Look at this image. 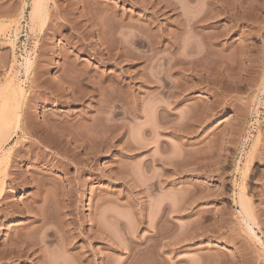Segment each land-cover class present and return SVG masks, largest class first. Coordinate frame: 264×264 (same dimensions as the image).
<instances>
[{
    "label": "rangeland",
    "instance_id": "1",
    "mask_svg": "<svg viewBox=\"0 0 264 264\" xmlns=\"http://www.w3.org/2000/svg\"><path fill=\"white\" fill-rule=\"evenodd\" d=\"M36 1L0 0V123L3 105L15 102L13 95L21 93L28 106L23 124L27 122L26 128L25 125L35 126V137L40 130L51 131V124L58 121L60 126L78 124L79 131L84 128L86 133L91 132L90 138L99 134L95 130L98 129L102 135H112V139L105 145L101 143L104 139L97 136L101 142L95 137L98 141L95 144L86 134L84 139L80 137L85 141L74 142L70 136L79 137L77 132L74 135L78 129L70 124L73 133L69 127H62L67 132L60 129L70 136L58 133L59 125V131L56 129L53 135H47L48 130L46 134L41 131L43 142L49 136L52 143L47 141L48 155L41 148L36 149L38 143L33 129L32 136L27 137L30 140L18 133L20 137H14L4 147L0 155L1 169L8 184L6 195L0 199V235H3L0 236V252L3 251L0 264H40V260L63 264L64 258L78 254L87 256L91 264H264V41L258 34L259 28H264V10L258 17V12L254 16L252 12L248 14L246 23L240 22L243 30L240 27V32L233 34L227 30L230 19L219 10L225 18L220 14L212 21L201 22L195 26L198 31L195 27H186V13L191 17L205 15L204 0H171L173 9L167 12L168 9H161L159 5L152 7L153 10L150 7V13L140 9L139 1L148 7L145 0H135L139 3L136 5L121 0H95L98 4L86 0L93 3L89 2L85 11L78 6L82 0H44L45 22L32 11L39 3L34 5ZM224 2L223 5L230 6ZM111 8L117 13L107 19L102 13ZM86 9L89 15L96 13L95 29L82 17ZM156 10L162 12V18ZM100 11L102 17L97 14ZM152 11L159 14V21L146 31L145 20L151 19ZM68 22L76 28L72 29L73 25H67ZM100 25L105 32L113 26L110 29L114 30L115 39L102 30L106 35L101 37L98 33L97 38L92 35L102 28ZM214 32L218 40L211 43L209 40L216 39L211 37ZM143 33L149 38L151 33L155 34L159 44L156 41L158 45L153 48L154 41L150 43V40L154 37L145 40ZM136 34L144 35L140 37L142 40ZM134 37L139 38L137 45L132 42ZM112 40L115 46L122 43L119 48L125 47L122 52L118 49L122 54L116 53ZM105 47L108 51L112 49L110 55ZM163 74L167 88L161 84ZM58 76L68 82L63 83L65 80L61 79L62 84H58ZM75 76L81 78V84L75 83L78 82ZM68 83L78 84L77 88ZM117 86L124 89L119 90ZM58 89L64 93L57 94ZM80 90L90 95L75 96L82 93ZM117 98L121 101H115ZM44 119L51 126L41 125ZM13 120L16 119H10L9 128L15 126ZM57 134H61L60 138ZM61 138L66 146L61 145ZM88 139L97 146L103 144L100 148L95 146L99 152L92 146L86 150L90 144L85 143ZM82 142L85 146L82 144L80 149ZM53 143L55 147L59 143L61 146H58L68 148L67 152L60 147L56 150ZM57 151L61 158L57 154L55 157ZM67 157L75 163H69ZM57 159L68 161L69 167L55 165ZM76 159L84 163L80 165ZM34 183H39L40 186L36 185L39 189ZM12 190L18 193L13 194ZM241 197L250 206L245 204L248 215L240 206ZM182 200L185 206L181 208ZM46 201L50 202L51 209L58 211L57 219L60 215V219L62 216L68 219L67 223L72 221L73 224L69 223L74 231L72 244L76 247L72 252L61 249L58 232L59 236L56 239L52 236L50 243L41 242V236L38 242L41 230L58 229L54 216L50 218L54 224L47 223L45 228L40 225L38 215L43 209L54 213L50 208L47 210ZM78 229L85 234L78 237ZM26 237L30 238L27 243ZM25 244L31 245L35 255L29 252L26 258L21 254L18 258L6 253L8 247L25 252L29 250Z\"/></svg>",
    "mask_w": 264,
    "mask_h": 264
},
{
    "label": "bare ground",
    "instance_id": "2",
    "mask_svg": "<svg viewBox=\"0 0 264 264\" xmlns=\"http://www.w3.org/2000/svg\"><path fill=\"white\" fill-rule=\"evenodd\" d=\"M80 1H81V0H80ZM170 1H171V0H169V1H167V0H166V1H164V0H145V2H147V4H148V7H145L146 5L143 6L144 1H143V3H141L142 1H141V2L139 1V3L142 4V5H140L139 3L135 2V0H121V2H123V3L127 2V3H130V4H134V5H136V3H137V4H139L140 9L142 10V12H143V11H148V10H149V13H150V7H151V8H152V7L154 8V6L156 7V6H159V5H161V6H160L161 9H164V10H167V9H168V10H167V12H168L169 10L173 9V7H174V6L172 5L173 3L171 2V3H172V4H171ZM172 1H173V0H172ZM202 1H203V0H202ZM38 2H39V3H38ZM89 2H90V4H91L92 1H86V0L83 1V0H82V1L79 3L78 6H80L81 9H84L83 11H85V8L88 9L87 5H89ZM93 2H94V3H93ZM93 2H92L93 4H98V3L95 2V0H93ZM186 2H187V1H186ZM189 2H191V1L189 0ZM189 2H187V3H189ZM223 2H224V0H204V1H203V4L205 3L204 6H206L205 8H207V9H206V12H205V15H203V13H202V14H201V17H199V16H198V15H199V14H198L199 12L197 13L198 15H194V14H196V13H193V12H192L191 14L194 15V17H191V15H186V14H187V13H186V14H185V17L187 16V18L185 19V21L183 20L184 22H186V27H192V28H193V27L197 26V25H198L199 23H201V22L204 23L205 21H208V20H211V21H212V19L214 20V19L218 18L217 16H220V14H221V13L219 14V11H220V12H223V13H224V16H225V17L228 16V18L230 19L229 27H228V29L226 28V29L228 30V32H230V33L232 32L233 34H236L238 31L240 32V27H241V26H240V25H241L240 22H244L245 19L247 20L246 17L249 16L248 14H250V13L252 12V13H253V16H254V14L258 12V13H257V17H258V15L261 14L260 12H262V11L264 10V0H229V1L226 0L224 3L227 4V2H229V5H230L229 7H230V8H229L228 6L226 7L225 5H223ZM34 3H35L34 5H36L37 3H38L39 5L37 4L36 6H34L32 11L34 12L35 16L39 15V16H40V20L42 21L43 18H44V16H45L46 13H47V5H46V3H45L44 0H37V1L34 2ZM144 4H146V3H144ZM174 4H175V3H174ZM74 6H75V5H74ZM172 6H173V7H172ZM61 7H62V6H61ZM63 7H64V6H63ZM63 7H62V8H63ZM75 7H76V6H75ZM90 7H91V6H90ZM95 7H96V6H95ZM62 8H61V9H62ZM91 8H92V7H91ZM91 8H89V9H91ZM93 8H94V7H93ZM93 8H92V9H93ZM153 8H152V10H153ZM156 8H157V7H156ZM65 9H66V8H65ZM87 9H86L87 12H86V13L84 12L85 14L83 13V16H82V14H81V16L84 17V18L86 17V21H85V22H87V23H89V25L93 26V25L96 23V21H97V19L95 20V18H96L95 15H94L95 11H93L94 13H91V14L89 15L90 12H89V10H87ZM161 9H160V10H161ZM174 9H175V8H174ZM58 10H60V7H59ZM94 10H95V8H94ZM96 10H97V9H96ZM154 10H155V9H154ZM158 10H159V8H158ZM164 10H163V13L166 12V11H164ZM176 10H177V9H176ZM176 10H175V11H176ZM198 10H199V9H198ZM218 10H219V11H218ZM61 11H62V10H61ZM63 11H65V10H63ZM90 11H91V10H90ZM98 11H99V10H98ZM156 11H157V10H156ZM156 11H154V12L152 11V13L149 14V16H150V18H151L150 20L148 19L149 21H147V20L144 19V20L147 22V23H146V26L148 25L147 28H145V26H144V28L146 29V31H147L148 27H149V29L152 28V27L154 26V24H155L156 22L159 21V17H160L159 14L161 15L162 12H161V11H159V12L157 11V12L159 13V14H157ZM172 11H174V10H172ZM175 11H174V12H175ZM33 12H32L31 14H33ZM58 12H59V11H58ZM91 12H92V11H91ZM101 12H102V11H100L99 13L97 12L98 16L101 14ZM103 12H104V13H102V14H103V15L106 14V15H104V16H105L107 19H108V18L110 19V18H113V17L115 16V13H117V10H115V8H111V9H109V10H105V11H103ZM196 12H197V11H196ZM144 13H145V12H144ZM146 13H147V12H146ZM172 13H173V12H171V14H172ZM188 13H190V11H188ZM259 13H260V14H259ZM31 14H30V15H31ZM34 14L31 15V17L34 16ZM62 14H63V13H62ZM95 14H96V13H95ZM147 14H148V13H147ZM225 14H227V15H225ZM78 15H79V13H78ZM164 15H165V14H163V17H164ZM250 15H251V14H250ZM35 16H34V17H35ZM81 16H79V18H82ZM104 16H103V18H105ZM107 16H108V17H107ZM143 16H146V18L149 17V16L146 15V14L143 15ZM147 16H148V17H147ZM165 16H166V15H165ZM172 16H173V15H172ZM189 16H190V17H189ZM221 16H223V15L221 14ZM224 16H223V18H225ZM100 17H102V16L100 15ZM167 17H168V16H167ZM188 17H189V18H188ZM250 17H251V16H250ZM250 17H249V18H250ZM32 18H33V17H32ZM161 18H162V15H161ZM164 18H166V17H164ZM228 18H227V19H228ZM252 18H253V17H252ZM36 19H37V18H36ZM255 19H256V18H255ZM34 20H35V18H34ZM34 20L32 19L33 22H35ZM37 20H39V17H38ZM37 20H36V21H37ZM70 20H71V19H70ZM70 20H69V21H70ZM103 20H104V19H103ZM161 20H162V19H161ZM261 20H262V19H261ZM43 21H44V20H43ZM43 21H42V22H43ZM74 21H75V20H74ZM251 21H253V20H251ZM251 21H250V22H251ZM263 21H264V20H263ZM44 22H45V21H44ZM62 22H64V21H62ZM208 22H209V21H208ZM260 22H262V21H260ZM74 23H76V22H74ZM205 23H206V22H205ZM244 23H246V21H245ZM60 24H61V23H60ZM62 24H63V23H62ZM96 24H97V23H96ZM157 24H158V23H157ZM159 24H160V23H159ZM182 24H183V23H182ZM184 24H185V23H184ZM248 24H249V23H248ZM248 24H247V25H248ZM252 24H253V22H252ZM67 25L70 26V25H73V24H70V23L68 22ZM77 25H78V24H77ZM110 25H111V24H110ZM187 25H188V26H187ZM204 25H205V24H204ZM208 25H209V24H208ZM208 25H207V27H209ZM258 25H259V24H258ZM263 25H264V22H263ZM73 26H74V27H73ZM73 26H72L71 28H72V29H73V28L75 29V28H76L75 25H73ZM95 26L98 27L97 25H95ZM198 26H200V25H198ZM260 26H262V25H260ZM77 27H78V26H77ZM93 27H94V26H93ZM99 27H102V26L100 25ZM108 27H109V26H107L106 30L108 29ZM202 27H203V24H202ZM243 27H244V26H243ZM243 27H241V31L243 30ZM56 28H57V27H56ZM58 28H59V27H58ZM110 28L114 29L113 26H110ZM110 28H109V30H108V32H109L110 34H109L107 31L105 32V30H103L104 28L102 27L101 29H99V28L96 29L95 33L93 32L94 34H92V35H95L96 38H97L98 36L100 37V35H101V37H102V35H103L104 32H105V33H107L108 35H111V36L114 37V34H113V33H114V32H113L114 30H112V29H110ZM138 28H140V27H138ZM144 28H143V31H144ZM157 28H159V27H157ZM184 28H185V27H184ZM196 28H197V27H195V29H194V28H193V29H194V30H197ZM205 28H206V27H205ZM210 28H211V27H210ZM248 28H249V27H248ZM252 28H253V27H252ZM258 28H259V27H258ZM258 28L256 29L257 31H258ZM260 28H261V29H260ZM260 28H259V31H260V32L258 31V34L260 33L259 35H260L261 41H262V40L264 41V28H263V27H260ZM262 28H263V29H262ZM94 29H95V27H94ZM149 29H148V30H149ZM155 29H156V28H155ZM161 29H162V28H161ZM193 29H191V30H193ZM216 29H217V28H216ZM226 29L224 28L225 31H227ZM59 30H60V29H59ZM101 30L104 31V32H102ZM212 30H213V29H212ZM230 30H231V31H230ZM53 31H54V30H53ZM74 31H75V30H73V32H74ZM77 31H78V30H77ZM77 31H75V32H77ZM141 31H142V30H141ZM158 31H159V30H158ZM161 31H163V30H161ZM197 31H198V30H197ZM214 31H215V30H214ZM60 32H61V31H60ZM100 32H101V33H100ZM144 32H145V31H144ZM153 32H154V31H153ZM183 32H184V31H183ZM189 32L191 33V31H189ZM192 32H193V31H192ZM195 32H196V31H195ZM195 32H194V33H195ZM219 32H220V31H219ZM247 32H248V31H247ZM78 33H79V32H78ZM78 33H76V34H78ZM81 33H82V32H81ZM87 33H88V32H87ZM98 33H99L100 35H99ZM111 33H112V34H111ZM148 33H149V32H148ZM156 33H157V32H156ZM158 33H159V32H158ZM158 33H157V34H158ZM214 33H215V35H214L213 33H211V35H212V34L214 35V36L212 35L211 37L216 38V39H211V38H210L211 40H209V39H208V38H209V35L206 37L210 42L212 41L211 43H213V41L216 42V40H218V38H217V37H218V34H216V32H214ZM222 33H223V31H222L219 35H221ZM248 33H249V32H248ZM85 34H86V33H85ZM140 34H141V33H140ZM143 34H144V33H143ZM146 34H147V32H146ZM151 34H152V37H154L155 34H153V33H151ZM159 34H161V32H160ZM86 35H87V34H86ZM104 35H106V34H104ZM134 35H135V34H134ZM136 35H137V34H136ZM144 35H145V34H144ZM144 35H141L140 37H143ZM149 35H150V34H149ZM164 35H165V34H164ZM216 35H217V37H215ZM223 35H224V34H223ZM76 36H77V35H76ZM79 36H80V35H79ZM83 36H84V35H83ZM137 36L139 37V35H137ZM147 36H148V34H147ZM158 36H159V35H158ZM161 36H163V35H161ZM77 37H78V36H77ZM80 37H82V36H80ZM85 37H86V36H85ZM140 37H139V38H140ZM150 37H151V35H150ZM152 37H151V38H152ZM139 38H138V39H139ZM148 38H149V37H146V35H145V38H144V39L147 40ZM151 38H149L148 40H150ZM159 38H160V37H159ZM159 38H158V39H159ZM112 39H113V38H112ZM114 39H115V37H114ZM135 39H136V37H134V38L132 39V42H133V40H134V43H136V45H137V42H138L139 40H138V39L135 40ZM140 39L142 40V38H140ZM152 39H153V38H152ZM160 39H163V38H160ZM83 40H84V39H83ZM116 41H117V39L115 40V42H116ZM136 41H137V42H136ZM143 41H144V40H143ZM151 41H152V42L154 41L155 43L153 42V45H151V44H150V43H152ZM156 41H157V36H156V39H155V37H154V40H150V43H149V42H147V43H149L148 45H151V46H153V48H154V45H158V44H159V40L157 41L158 44L156 43ZM161 41H162V40H161ZM209 41H208V43H209ZM112 42H113L112 46H115V44H114V40H112ZM117 42H118V41H117ZM117 42H116V43H117ZM139 42H140V41H139ZM102 43H103V42H102ZM110 43H111V42H110ZM142 43H143V42H142ZM121 44H122V43H121ZM121 44L119 43L118 46H117V44H116L117 49H116V46H115V50H116L117 52L114 50L116 53H118V51H119V53L122 54L121 52L125 49V47H124V49H122L123 47H122V48H119V46H120ZM138 44H140V43H138ZM134 45H135V44H134ZM249 45H250V44H249ZM101 46H102V45H101ZM122 46H123V45H122ZM247 46H248V45H247ZM252 46H253V45H252ZM120 47H121V46H120ZM238 47H239V46H238ZM248 47H249V46H248ZM106 48H107V47L104 48V50H106L105 52L108 51ZM155 48H156V47H155ZM252 48H254V47H250L249 49H252ZM108 49H109V48H108ZM118 49H122L121 52H120V50H118ZM151 49H152V47H151ZM111 51H112V49H109V51L107 52V55H110V54H111V53H110ZM124 51H125V50H124ZM250 51H251V50H250ZM109 53H110V54H109ZM124 53H125V52H124ZM105 54H106V53H105ZM114 55L116 56V54H114ZM99 56H100V55H99ZM118 56H120V55H118ZM118 56H117V57H118ZM125 56H126V54H125ZM120 58H122V56H121ZM125 58H126V57H125ZM105 59H106V58H105ZM113 59H114V58H113ZM107 60H109V58H107L106 61H107ZM110 60H112V59L110 58ZM115 60H117V58H116ZM112 62H113V60H112ZM118 62H119V61H118ZM118 62H117V64H118ZM179 62H180V61H179ZM181 63H183V62H181ZM117 64H116V65H117ZM27 65H28V66H26V69L28 70V69H30V68H29V67H30V66H29V63H27ZM71 67H73V66H71ZM67 68H68V67H67ZM73 68H74V67H73ZM73 68H72V69H73ZM74 69H75V68H74ZM77 69H78V67H77ZM67 70H68V69H67ZM69 70H70V69H69ZM81 72L84 73L83 71H81ZM81 72H79V73H81ZM79 73L77 74L78 77H79ZM74 74H75V72H74ZM165 74L167 75V73H165ZM165 74H163V77L161 76L162 78H160V79H163L164 82L162 81L161 84H162V85L164 84L163 86L166 85V87H164V88H167V83H165L166 80H164ZM75 75H76V74H75ZM80 76H81V75H80ZM82 76H84V75L82 74ZM145 76H146V75H145ZM148 76H149V75H148ZM148 76H146V77H148ZM61 77H62V76H61ZM78 77L75 76L74 79H75V78H78ZM84 77H85V76H84ZM91 77H92V76H91ZM150 77H151V76H150ZM150 77H149L148 79H150ZM154 77H155V75H154ZM156 77H157V76H156ZM156 77H155V78H156ZM82 78H83V77H82ZM88 78H89L90 81H92V80L90 79V77H88ZM158 78H159V77H158ZM166 78H168V75H167ZM61 79L65 80L64 78H60V77L58 76V82H57V81H56V82H57L58 84H62V80H61ZM66 79H67V78H66ZM71 79H72V77H71ZM74 79H72V82H73ZM80 79H81V78H80ZM80 79L78 78V82H77V81L75 82V80H74V82H75V83H79V84H81V80H80ZM148 79H147L146 81H148ZM153 79H154V78H153ZM153 79H151V80H153ZM160 79H158V80H160ZM56 80H57V78H56ZM67 80H68V79H67ZM67 80L63 81V83H64V82L67 83V82H68ZM76 80H77V79H76ZM82 80H83V79H82ZM87 80H88V79H87ZM102 80H103V79H102ZM151 80H150L149 82H152ZM154 80H156V79H154ZM154 80H153V81H154ZM158 80H157L156 82H158ZM79 81H80V82H79ZM160 81H161V80H160ZM74 82H73V83H74ZM86 82H89V81H86ZM100 82H101V81H100ZM100 82H99V84H101ZM121 82H122V81H121ZM73 83H72V84H73ZM93 83H95V82H93ZM93 83H92V84H93ZM97 83H98V82H97ZM97 83H96L95 86L98 85ZM102 83H103V81H102ZM152 83H155V81L152 82ZM68 84L72 85L71 83H68ZM110 84H111V83H110ZM113 84L116 86L117 83H116V84L113 83ZM120 84H122V83H119V82H118V85H119V86H121ZM64 85H65V84H64ZM64 85H62V86H64ZM66 85H67V84H66ZM77 85H78V84H73L74 88H75V87L77 88ZM84 85H85V84H84ZM102 85H103V84H102ZM111 85H112V84H111ZM159 85H160V83H159ZM67 86L69 87V85H67ZM67 86H66V91H67ZM99 86H101V85H99ZM123 86H124V85H123ZM176 86H178V84H177ZM70 87H71V86H70ZM117 87H118V86H117ZM160 87H161V89H162V86H160ZM160 87H159V88H160ZM179 87H180V86H178V88H179ZM99 88H101V89L103 90L102 86L99 87ZM118 88H119V90H120V89H122V90L124 89V87H123V88H122V87H118ZM118 88H117V89H118ZM62 89H63V87H62ZM71 89L74 90L72 87H71ZM109 89H110V88H109ZM113 89H114V87H113ZM115 89H116V88H115ZM58 90H59V89H58ZM60 90H61V89H60ZM60 90L57 91V92H59V93H57V94H61L62 92L64 93V90H63L62 92H61ZM107 90H108V89H107ZM163 90H165V89H163ZM103 91H106L105 88H104ZM103 91H102V92H103ZM109 91L112 92L113 90H112V91L109 90ZM114 91H115V90H114ZM117 91H118V90H117ZM127 91H128V90H127ZM127 91H126V92H127ZM81 92H82L83 94H82ZM99 92L101 93V90H100ZM17 93H18V92H17ZM63 93H62V94H63ZM80 93H81V94H79V95H75V96H80V97H81V96L84 95V97H85V95H90V93L86 94L85 92H83V90H80ZM84 93H85V94H84ZM112 93H116V92H112ZM117 93H118V92H117ZM117 93H116V94H117ZM15 94H16V93H15ZM15 94H14V95H15ZM18 94H19V93H18ZM62 94H61V95H62ZM92 94H93V93H92ZM118 94H119V93H118ZM127 94H128V93H127ZM14 95H13V97H15V99H16L15 102H7V103H5V104L3 105V109H2V110H3V119H2L3 121H1V123H0V155L2 154V151H3L4 147H5L6 145H8V144L13 140L14 137H16V136H19V137H20V135H21L22 138H25V137H26L25 140H27V139H28L27 137L32 136V135H31V131L34 130V131H33L34 133H32V134H34V135H33L34 137H35V134H36V132H35V129H36V128L34 129L35 126L32 127V126L30 125L32 128L29 129V128H28V127H30L29 125H25V126H28L27 128L24 127V124L27 123V122H25V123L23 124V121H25V119L27 118V116H26L25 119H24V115H25V114H24V111H25V109H26V111H28V110H27V109H28V108H27L28 106L26 107L25 102H23V97H22L23 94L21 95V93H20V95H15V96H14ZM61 95H60V96H61ZM71 95L74 97V99L77 98V97L74 96L73 91H72ZM102 95H103V94H102ZM109 95H111V94H109ZM113 96H115V95H112V97H113ZM118 96H119V95H118ZM120 96H121V95H120ZM80 97H79V98H80ZM110 97H111V96H110ZM79 98H78V99H79ZM108 98H109V97H108ZM114 98H115V97H114ZM119 98H120V97H119ZM119 98H117V100H115V101L120 100L122 97H121L120 99H119ZM78 99H77V100H78ZM122 99H123V98H122ZM122 99H121V100H122ZM12 100L14 101V99H12ZM121 100H120V101H121ZM73 101H75V100H73ZM100 101H103V99L100 100ZM106 101H107V99H106ZM108 101L111 102L110 99H109ZM113 101H114V100H113ZM113 101H112V102H113ZM120 101H119V102H120ZM3 103H4V102H3ZM0 107H1V106H0ZM162 109H163V108H162ZM0 114H2V112H0ZM27 114H28V112H27ZM39 114H40V113H39ZM1 118H2V117H1ZM11 118H13V119L15 118V119H16V120H13V123L15 122V126H13V128H9V127H10V123H9V122H10V119H11ZM43 118H44V117H43ZM0 120H1V119H0ZM46 121H47V120H46ZM59 121H60V120H59ZM43 122H44V124H43ZM47 122H48V121H47ZM47 122H45V119H44V121H42V124H41V125H45ZM57 122H58V121H57ZM57 122L54 121L53 123H55V124H53V123L50 121V123H52V124H51L52 126H51L49 123L46 124V126H47V125H48V126H51V128H50L51 131H49L48 129H45V131H46V130L49 131V132L46 131V132H48L47 135H49V133H51V134L53 135V133H54V132L56 131V129L59 128V127H60L59 130H60V129H65L64 131H66V130L68 131V129H66V128L69 127V130L71 131V133H73V132H72L73 129H71L70 126H71L72 124L74 125V123H72V124H71V123H68L69 125L71 124V125L69 126V125H65V123L62 122V123H64L65 126H60V125H59L60 122H58V123H57ZM28 123H29V122H28ZM62 123H61V124H62ZM76 123H78V122H76ZM58 125H59V127H58ZM73 125H72L71 127H73ZM79 125H80V124H79ZM81 125H83V124H81ZM75 126L77 127L78 124H75ZM75 126H74V127H75ZM41 127H42V126H41ZM62 127H66V128H62ZM74 127H73V128H74ZM76 127H75V128H76ZM79 127H81V126H79ZM84 127H85V125H84ZM81 128H83V126H82ZM86 128H87V127H86ZM32 129H33V130H32ZM41 129H43V127H42ZM77 129H78V130H77V131L75 130V134H74V135H76V132H77V136H79V137H75V136H72V137H71V136H70V135H71L70 133H66L67 136H70V140H71V138H72V140H73L74 142H78L77 140H79V142H81V141H85V140H82V139H84L83 135L86 136V134L88 135L87 137H88L90 140L93 139V140L95 141V140L98 139V137H99L100 139H104V141L101 140L102 142L100 141V139H98L99 142L104 143V144L107 142V140L109 141V139L112 137L111 133H110V135H111V137H110L109 134H107V135H102V134L98 131V129H95L96 132L99 133L98 135L95 134V135H96L95 137H96L97 139H96L94 136H92L93 138H90V136H89L90 133H91L90 131H88V133H86V132H87V129L85 130V129L83 128L86 132H85L83 129H82L83 131L80 129V131L82 132V133H80L78 127H77ZM88 129H89V128H88ZM39 130H40V129H39ZM57 130H58V129H57ZM59 130H58V131H59ZM89 130H90V129H89ZM95 130H94V133H95ZM41 131H43V130H40V134L38 133V137L40 136V137H39L40 139H41V137H42V135H41ZM45 131H43V132L46 134ZM67 131H66V132H67ZM70 131H69V132H70ZM73 131H74V130H73ZM100 131H102V130H100ZM37 132H39V131L37 130ZM43 132H42V133H43ZM52 132H53V133H52ZM56 132H57V131H56ZM56 132H55V133H56ZM78 132H79V133H78ZM83 132H84V133H83ZM89 132H90V133H89ZM18 133H20V135H17ZM44 133H43V134H44ZM58 133L65 134V133H63L61 130H60V132H58ZM45 134H44V135H45ZM66 134H65V135H66ZM69 134H70V135H69ZM47 135H46V136H47ZM59 135H61V134H59ZM59 135L57 134V136H59ZM65 135H64V136H65ZM46 136H44V137H45V138H44L45 140H46ZM57 136H56V137H57ZM67 136H66V137H67ZM97 136H98V137H97ZM100 136H101V137H100ZM104 136H106V137H104ZM107 136H108L109 138H108ZM36 137H37V136H36ZM36 137H35V140L37 141L36 143H38V144H35V146L38 145V148H36V149H40V148H41V150H43L44 153H46L48 150L50 151V147H49V145L47 144V141H48V143H51V142H49V141H50V140H49V136H47V141H46V142H43L42 139H41L42 141L39 140L38 137H37V139H36ZM53 137H54V136H53ZM61 137L64 138L63 135H62ZM80 137H81L82 139H81ZM87 137H86V138H87ZM102 137H103V138H102ZM22 138H21V139H22ZM30 138H31V137H30ZM30 138H29L28 140H30ZM59 138H60V136H59ZM62 138L59 139V140L62 141V144H61V145L64 144V143H63L64 139L62 140ZM78 138H79V139H78ZM86 138H85V139H86ZM94 138H95V139H94ZM105 138H106V139H105ZM32 139H34V138H32ZM53 139H54V138H53ZM57 139H58V138H57ZM80 139H81V141H80ZM89 139H88L87 142H85V143H87L86 145L89 144V142H90ZM111 139H112V138H111ZM45 140H44V141H45ZM59 140H57V142H59ZM93 140H92V142H93ZM98 141H95L94 143L96 144V142H98ZM59 143H61V142H59ZM59 143H57V146H56L57 149H56V150H58V148L61 146ZM67 143H68V141H67ZM94 143H91V142H90L91 145L89 144L88 148H87V146H86V150L88 151V149L90 148V146H92V147H95V146L98 147V146L101 145V147H102V145H103V144H101V143H100V144L97 143V144H98V146H97V145H95ZM109 143H111V141H110ZM51 144H52V143H51ZM51 144H50V145H51ZM53 144H54V147H55V143H53ZM65 144H66V143H65ZM65 144H64V146H66ZM71 144H72V143H71ZM82 144H83V142L79 144V148H80V146H82ZM92 144H94V146H93ZM133 144H134V141H133ZM133 144H131V147H130V148H132V145H133ZM135 144H136V141H135ZM135 144H134V146H135ZM31 145H33V144L31 143ZM58 145H60V146H58ZM68 145H69V143L67 144V146H68ZM73 145H74V144H73ZM83 145L85 146V144H83ZM105 145H107V144H105ZM105 145H104V146H105ZM136 145L138 146V144H136ZM33 146H34V145H33ZM35 146H34V147H35ZM70 146H71V145H70ZM74 146H75V145H74ZM74 146H73V147H74ZM128 146H130V145H128ZM134 146H133V147H134ZM31 147H32V146H31ZM54 147H53V148H54ZM56 147H55V148H56ZM92 147H91V148H92ZM96 147H95V148H96ZM60 148H61L62 150L65 149L64 147H63V148L60 147ZM75 148H77V147L75 146ZM83 148H84V147H83ZM98 148H100V147H98ZM103 148H104V147H103ZM106 148H107V147H105V149H106ZM66 149H68V148H66ZM66 149H65V151L67 152ZM69 149H70V148H69ZM80 149H81V148H80ZM84 149H85V148H84ZM92 149H93V148H92ZM92 149H91V150H92ZM101 149H102V148H101ZM30 150H32V149H30ZM45 150H47V151L45 152ZM86 150H85V151H84V150H81V151L86 152ZM89 150H90V149H89ZM95 150H98V152H99V149L96 148ZM37 151H38V150H37ZM51 151H52V150H51ZM59 151H60V153H61V150H59ZM63 151H64V150H63ZM63 151H62V152H63ZM53 152H54V150H53ZM66 152H65V154H66ZM70 152H71V150H70ZM72 152H73V150H72ZM98 152H97V154H99ZM37 153H38V152H37ZM60 153H58V151H57V153H54V154H55V157H56V154H57V155H59L60 158H61ZM50 154H51V153H50ZM76 154H77V153H76ZM79 154H80V153H79ZM46 155H48V152L46 153ZM52 155H53V154H52ZM66 155H68V154H66ZM71 155H72V154H71ZM73 155H74V152H73ZM83 155H84V153H83ZM28 156H29V155H28ZM43 156H44V157H43ZM43 156H42L43 159L46 160V159H45V154H44ZM53 156H54V155H53ZM68 156H69V155H68ZM23 157H24V156H23ZM42 157H41V158H42ZM55 157H54V158H55ZM57 157H58V156H57ZM1 158H2V157H1ZM1 158H0V199H1L2 196H4L5 191H6L5 189H6V186H7V184H8V183H5V179H6L7 176L4 175V172L2 171V170H4V169H1V163L3 162ZM26 158H27V157H26ZM29 158H30V157H29ZM36 158H37V157H36ZM41 158H40V159H41ZM54 158H53V159H54ZM58 158H59V157H58ZM65 158H66V157H65ZM67 158H68V157H67ZM72 158H75V157L73 156ZM23 160H24V159H23ZM31 160H32V159H31ZM34 160H35V159H34ZM61 160H62V159H61ZM61 160H60V159H57V163H56L55 165H58V164H59L60 166L64 167V166H68V163H67L68 161H69V163H70L71 161L73 162V164L75 163V162L73 161L74 159L72 160L71 158H70V159L68 158V161L65 159V160L67 161V162H65V163H64L63 161H61ZM80 160H82V159H80ZM38 161H39V160H38ZM40 161H41V160H40ZM47 161H48V160H47ZM76 161H77L78 163L80 162V165H81V162H83V161H78V159H76ZM52 162H53V161H52ZM72 162H71V163H72ZM78 163H77V164H78ZM83 163H84V162H83ZM50 164H51V163H50ZM77 164H76V166L79 165V164H78V165H77ZM164 165H165V164H164ZM53 166H54V165H53ZM83 166H84V165H83ZM50 167H51V166H50ZM55 167H56V166H55ZM68 167H69V166H68ZM98 172H100V171H98ZM2 173H3V174H2ZM37 173H38V172H37ZM101 173H102V172H101ZM34 174H35V173H34ZM39 174H40V173H39ZM41 174H42V173H41ZM2 175H3V177H2ZM32 175H33V174H32ZM101 175H102V174H101ZM9 176H10V175H9ZM99 176H100V175H99ZM41 177H42V176H41ZM100 177H102V176H100ZM32 178H33V177H32ZM14 179H15V178H14ZM16 179H17V178H16ZM20 179H21V178H20ZM33 179H34V178H33ZM11 180H12V179H11ZM22 180H23V179H22ZM26 180H27V179H26ZM29 181H31V180H29ZM34 182H35V181H34ZM10 183H11V182H10ZM25 183H26V182H25ZM27 183H28V182H27ZM16 184H18V183H16ZM19 184H20V183H19ZM28 184H29V183H28ZM37 184H38V186H40L39 183H37ZM37 184H36V185H37ZM22 185H24V182H23ZM25 185H27V184H25ZM29 185H30V184H29ZM31 185H32V184H31ZM34 185H35V183H34ZM36 185H35V186H36ZM12 187H13V186H12ZM36 187H37V186H36ZM36 187H35V188H36ZM15 188H16V187H15ZM15 188H14V189H15ZM37 188H38V187H37ZM16 189H17V188H16ZM38 189H39V188H38ZM19 191L22 192V191H24V189H19ZM12 193H13V194H16V193H18V192H17L16 190H12ZM68 193H69V192H68ZM5 195H6V194H5ZM38 198H39V197H38ZM242 198H243V197L240 198V201L242 202V204H241L240 206H241V208H242L243 213H244L245 215H248L249 210H248L247 207L245 206L246 203L244 204L245 201H242V200H243ZM43 200H44V198H43ZM0 201H1V200H0ZM184 201H185V200H184ZM35 202H36V201H35ZM182 202H183V200H182ZM186 202H188V201L186 200ZM186 202H185V203H186ZM193 202H194V201H193ZM44 203H45V202H44ZM45 204H46L47 206H49V207H47V210H49V208H50V209L53 208V207H50L51 205H48V204H50V202L46 201ZM51 204H52V203H51ZM186 204H187V203H186ZM191 204H192V203H191ZM46 205H44V207H42V208H45ZM183 205L185 206L184 202H183V204L180 205L181 208L183 207ZM246 205H247V204H246ZM247 206H248V205H247ZM248 207H250V206H248ZM38 208H39V207H38ZM38 208H37V212H38ZM40 208H41V207H40ZM55 208H56V207H55ZM35 209H36V208H35ZM35 209H34V210H35ZM58 209H59V208H58ZM29 210H30V209H29ZM41 210H42V209H41ZM51 210H53V209H51ZM0 211H1V210H0ZM35 211H36V210H35ZM43 211H44V212H43ZM49 211H50V210H49ZM49 211L46 212V208H45V210L43 209V210L40 212V215H38V216L40 217L38 220L41 222L40 225H43V227L46 226L47 223H50V224L53 223L52 221L54 220V222H56V224H58V225L55 224V225H56V228H58V229H56L57 231H56V230H55V231H51V230H49L50 228L47 229V227H46L45 230H44V229H43V230L40 229V230L42 231V233H41L40 231H38L39 229H36V230H35L37 233L39 232L38 234L41 233L42 235L40 234L39 237H38V234H37L36 232L34 233V235L37 234V237H38V239H39L38 242H40V236H41V242L43 241V243L46 244V243H50V242L52 241V240L50 239L52 236H54V238L56 239V237L59 236V234H57L58 236L56 235V233L58 232V233L61 234V238H60V237H59V238L62 239V240H61V245H62V248H61V249L64 250V251H66V252H72V251L76 248V247H75V244H72V242H73V233H72L73 230H72V229H73V228H72V227L70 226V224H69V223H72V221L69 222V223H67V222H68V221H67L68 219L63 218V216H62V219H60V215H58V219H57V217H56L57 214H56V213H57L58 211H57L56 209L53 210L54 213H53V212L50 213L51 211H50V212H49ZM48 212H49L50 214H49ZM250 212L252 213L253 210L250 211ZM34 213H35V212H34ZM38 213H39V212H38ZM38 213H37V214H38ZM59 213H61V212H59ZM51 214H52V215H51ZM53 214H54V215H53ZM55 214H56V216H55ZM62 215H63V214H62ZM38 216H37V217H38ZM52 216H54V217H52ZM249 216H250V214H249ZM249 216H248V217H249ZM35 217H36V216H35ZM37 217H36V218H37ZM51 217H52V219H53L52 221L50 220ZM55 217H56V218H55ZM64 217H67V216L64 215ZM54 218H55V219H54ZM249 218H250V217H249ZM64 219H65V220H64ZM55 220H56V221H55ZM61 220H62V221H61ZM58 221H59V222H58ZM66 221H67V222H66ZM36 222H37V221H36ZM44 224H45V225H44ZM53 224H54V223H53ZM72 224H73V223H72ZM51 225H52V224H51ZM55 225H53V226H55ZM40 227H42V226H40ZM40 227H39V228H40ZM67 227H69V229H68ZM70 227H71L72 229H70ZM44 228H45V227H44ZM59 228H61V232L59 231ZM66 228H67V229H66ZM74 230H76V229H74ZM78 230H79V231H78V234H77L78 237H80V235H82V234H85V233L83 232L82 229H78ZM73 232H74V231H73ZM22 234H23V233H22ZM27 234H28V233H27ZM30 234L33 235V233H30ZM20 235H21V233H20ZM25 235H26V234H25ZM0 236H3V235H0ZM26 236H27V235H26ZM35 236H36V235H35ZM19 237H20V236H19ZM19 237H17V238H19ZM23 237H24V236H23ZM31 237H32V236H31ZM33 237H34V236H33ZM24 238H25V237H24ZM24 238H23V240H24ZM27 238H28V237H26V239L24 240V241H26V243L29 241V240L27 241ZM8 239H10V238H8ZM28 239H30V238H28ZM33 239H35V238H33ZM21 240H22V239H21ZM23 240H22V241H23ZM15 241L17 242V240L14 239V242H15ZM24 241H23V243H24ZM33 241H34V240H33ZM33 241H30V244H31V242L33 243ZM36 241H37V240H36ZM36 241H35V242H36ZM7 242H8V240H7ZM7 242H6V243H7ZM14 242H13V243H14ZM16 242H15V243H16ZM20 242H21V241H20ZM35 242H34V243H35ZM38 242H37V244H36V243H35V244H36L37 246H38V245L40 246V244H39ZM11 243H12V242H11ZM18 243H19V241L17 242V244H18ZM9 244H10V242H9ZM19 244H20V243H19ZM3 245H4V244H3ZM6 245H7V244H6ZM10 245H12V244H10ZM10 245H9V246H10ZM15 245H16V244H15ZM21 245H22V244H21ZM21 245H20V246H21ZM25 245H26V246H25ZM25 245H24L25 248L27 247V249H29V250H26L27 252L24 250L25 252L22 251V253H19V251L15 250L16 247H15V249H12V247H10V248H9V247H8V248H5V249H7V251H8L9 253L6 252V251H4V252H6L7 254H9L10 256H11V255H12V256L14 255V257H18V258H19V256L21 257V255H23V257L25 256V258H26V254H27V253H29V252H32V253H33V250L31 251L30 248H32L31 245L34 246V244H31L30 247H28L29 243H28V245H27V244H25ZM36 245H35V246H36ZM37 246H36V247H37ZM4 247H5V246H2L1 248H4ZM18 247H19V246H18ZM33 248H34V247H33ZM19 249H20V251H21L22 248L19 247ZM19 249H18V250H19ZM23 249H24V248H23ZM34 249H36V248H34ZM1 250H2V249H1ZM37 250H38V249H37ZM2 252H3V251H2ZM2 252H0V253H2ZM34 252H35V251H34ZM35 253H36V252H35ZM35 253H33V255H35ZM4 254H5V253H4ZM20 254H21V255H20ZM30 254H31V253H30ZM70 254H71V253H70ZM5 255H6V254H5ZM9 255H8V257H9ZM27 255H28V254H27ZM0 256H1V254H0ZM2 256H3V254H2ZM3 257H4V256H3ZM5 257H6V256H5ZM35 257H36V256H35ZM9 258H12V257H9ZM32 258H33V257H32ZM39 258H40V257H39ZM68 258H69V259H68ZM68 258H67V260L64 258V263L67 261V264H68V262H69L70 264H91V263L89 262L88 257L85 256L84 254H78V255H76V256H71V258H70V257H68ZM73 258H74V259H73ZM4 259H5V258H3V261H2V262H4ZM14 259L16 260V258H14ZM1 260H2V257H1ZM6 260H7V259H6ZM10 260H12V259H10ZM10 260H8V261H10ZM38 260H39V259H38ZM71 260H73V263H72ZM40 261H41V262H40ZM40 261H39L40 264H47V263H48V262H46V260H44V262H43L42 260H40ZM70 261H71V262H70ZM37 262H38V261H37ZM74 262H75V263H74ZM64 263H63V264H64ZM3 264H4V263H3ZM36 264H37V263H36ZM59 264H60V263H59ZM65 264H66V263H65ZM101 264H102V263H101Z\"/></svg>",
    "mask_w": 264,
    "mask_h": 264
}]
</instances>
